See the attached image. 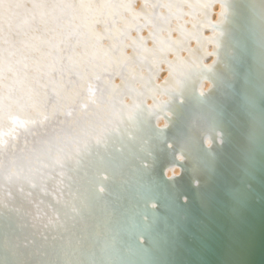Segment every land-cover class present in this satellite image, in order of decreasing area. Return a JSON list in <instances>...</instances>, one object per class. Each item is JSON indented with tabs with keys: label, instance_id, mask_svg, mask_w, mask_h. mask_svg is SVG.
Listing matches in <instances>:
<instances>
[{
	"label": "bare ground",
	"instance_id": "obj_1",
	"mask_svg": "<svg viewBox=\"0 0 264 264\" xmlns=\"http://www.w3.org/2000/svg\"><path fill=\"white\" fill-rule=\"evenodd\" d=\"M264 0H0V264H253Z\"/></svg>",
	"mask_w": 264,
	"mask_h": 264
},
{
	"label": "water",
	"instance_id": "obj_2",
	"mask_svg": "<svg viewBox=\"0 0 264 264\" xmlns=\"http://www.w3.org/2000/svg\"><path fill=\"white\" fill-rule=\"evenodd\" d=\"M261 241H262L261 248L254 257L253 264H264V236Z\"/></svg>",
	"mask_w": 264,
	"mask_h": 264
}]
</instances>
